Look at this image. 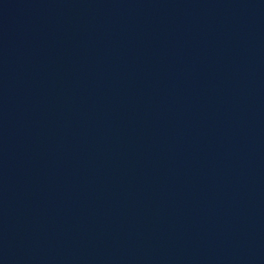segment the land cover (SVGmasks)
<instances>
[{
  "label": "water",
  "instance_id": "1",
  "mask_svg": "<svg viewBox=\"0 0 264 264\" xmlns=\"http://www.w3.org/2000/svg\"><path fill=\"white\" fill-rule=\"evenodd\" d=\"M159 264H264V0H210L192 131Z\"/></svg>",
  "mask_w": 264,
  "mask_h": 264
}]
</instances>
